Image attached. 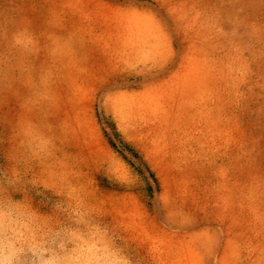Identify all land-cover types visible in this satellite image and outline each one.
Listing matches in <instances>:
<instances>
[{
    "label": "rangeland",
    "instance_id": "obj_1",
    "mask_svg": "<svg viewBox=\"0 0 264 264\" xmlns=\"http://www.w3.org/2000/svg\"><path fill=\"white\" fill-rule=\"evenodd\" d=\"M0 264H264V0H0Z\"/></svg>",
    "mask_w": 264,
    "mask_h": 264
}]
</instances>
